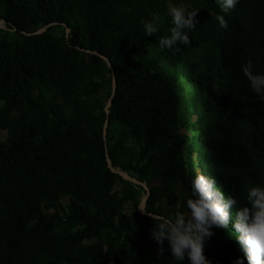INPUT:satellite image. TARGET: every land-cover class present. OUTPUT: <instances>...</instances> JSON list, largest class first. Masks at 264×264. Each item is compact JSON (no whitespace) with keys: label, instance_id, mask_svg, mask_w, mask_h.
<instances>
[{"label":"trees","instance_id":"1","mask_svg":"<svg viewBox=\"0 0 264 264\" xmlns=\"http://www.w3.org/2000/svg\"><path fill=\"white\" fill-rule=\"evenodd\" d=\"M169 3L198 9L195 28L160 50ZM2 19L0 264H179L150 214L186 211L197 171L236 198L233 217L264 183V102L241 71L264 72V0L227 14L216 0H0ZM231 230L205 242L212 264H247Z\"/></svg>","mask_w":264,"mask_h":264},{"label":"clouds","instance_id":"2","mask_svg":"<svg viewBox=\"0 0 264 264\" xmlns=\"http://www.w3.org/2000/svg\"><path fill=\"white\" fill-rule=\"evenodd\" d=\"M238 0H216L220 10L227 14ZM198 9L190 10L178 3H169L166 14L170 18L169 34L160 37L157 47L172 50L178 45L189 46V33L195 28ZM221 28H226L225 20L217 16ZM144 36L158 31V18L153 16L143 22ZM252 92L264 102V72H254L253 63L247 61L241 66ZM246 205L237 208L235 216L230 209L237 206L232 195L223 194L216 181L199 171L190 181V196L184 201L186 211H173L167 215H149L153 221L150 238L164 251L165 241L170 256L179 264L187 258L188 264H212L206 258L203 248L214 234V228L229 229L233 223L234 236L247 260V264H264V183L247 187ZM232 264H243L236 257Z\"/></svg>","mask_w":264,"mask_h":264},{"label":"water","instance_id":"3","mask_svg":"<svg viewBox=\"0 0 264 264\" xmlns=\"http://www.w3.org/2000/svg\"><path fill=\"white\" fill-rule=\"evenodd\" d=\"M3 24L6 25V21H5L4 19H2V20L0 21V27H1V28H3ZM46 29H47V27H44V28H42V29H39L36 33L43 32V31H45ZM69 31H70V29L66 26V33H69ZM94 53H95V54H98L101 58H103V59L107 62L109 68H110L111 71H112L113 81H114V84H113V94H112V96H113L114 93H115V90H116V78H115V72H114V69H113V67H112V63H111L110 60H109L107 57H105L104 55H100L98 52H94ZM111 104H112V97L108 100V102H107V104H106V107H105V110H106L107 113L110 112V106H111ZM106 127H107V125H105V129H104V133H105V134H106V131H107V130H106ZM108 163H109V167L112 169V171L119 173L124 179L131 180L132 182H135V183H139L138 180H136L135 178H132L127 172L122 171V170H120L119 168L115 169V168L113 167V165H112V162H111L110 158H108ZM141 184H142V185L144 186V188L147 190V193L145 194V196H143L142 201H141V203H140L138 209H139V211H141L142 213L149 214V213L147 212V210H146V202H147V199H148V196H149L150 190H149V187H148L145 183H141ZM150 215H153V214H150Z\"/></svg>","mask_w":264,"mask_h":264},{"label":"rangeland","instance_id":"4","mask_svg":"<svg viewBox=\"0 0 264 264\" xmlns=\"http://www.w3.org/2000/svg\"><path fill=\"white\" fill-rule=\"evenodd\" d=\"M5 27H6V25L3 24V28H5ZM6 137H7L6 131H0V141L4 140ZM143 196H145V194ZM66 201H67V199H66Z\"/></svg>","mask_w":264,"mask_h":264}]
</instances>
